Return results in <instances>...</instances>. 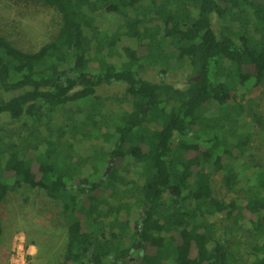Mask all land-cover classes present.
Here are the masks:
<instances>
[{
    "label": "trees",
    "instance_id": "trees-1",
    "mask_svg": "<svg viewBox=\"0 0 264 264\" xmlns=\"http://www.w3.org/2000/svg\"><path fill=\"white\" fill-rule=\"evenodd\" d=\"M43 1L61 16L49 40L24 49L0 34V114L23 129L20 143L0 138V204L23 186L60 201L67 219L63 264H126L137 250L140 264H264V169L223 164L242 156L251 140L239 128L242 105L229 100L236 99L235 84L250 88L264 79V0ZM102 14L120 21L108 30ZM214 14L237 29L222 25L216 32ZM144 63L189 66L185 87L142 77ZM113 81L124 84L129 106L103 114L94 109L97 87ZM72 104L79 107L75 116L64 109ZM57 113L64 117L54 130ZM78 131L110 146L102 147L104 161L93 165L72 139L63 140ZM121 158L140 167L141 181L128 183L113 164L107 178L115 203H108L100 197V167ZM205 163L224 171L229 190L252 172L246 197L214 196ZM123 183L120 203L114 189ZM212 216H245L261 239L242 256Z\"/></svg>",
    "mask_w": 264,
    "mask_h": 264
},
{
    "label": "rangeland",
    "instance_id": "rangeland-1",
    "mask_svg": "<svg viewBox=\"0 0 264 264\" xmlns=\"http://www.w3.org/2000/svg\"><path fill=\"white\" fill-rule=\"evenodd\" d=\"M101 24L111 30L120 18L111 14L98 16ZM213 28L219 32L222 25H230L237 29L235 22L229 23L219 18L216 14L212 17ZM118 24V23H117ZM60 13L53 7L48 6L43 0H0V34L4 35L9 41L24 49H36L49 40L60 28ZM164 70V71H163ZM189 66L177 67L175 65L150 64L144 63L141 69V76L149 79H165L177 87H185L186 76ZM236 99H230L229 103L240 102L237 115H240L239 128L242 131L251 133L250 143L246 146L245 153L235 159H223V164L236 163V167L241 163H257L258 168L264 169V124L258 125L254 120V114H260L264 122V79L257 85L250 88L240 84H235ZM234 85V86H235ZM15 93V92H14ZM8 93L7 95H13ZM125 86L119 81L103 83L97 87L94 109L100 110L103 114H112L127 108L128 103L123 100ZM68 109L70 115L75 116L79 107L75 104ZM215 104L207 106L206 113L213 111ZM70 109V110H69ZM88 108H85L87 112ZM63 111V110H62ZM64 112L63 114L67 113ZM78 113V112H77ZM63 114L57 113L52 128L55 130L63 120ZM83 119H78V124ZM77 124V125H78ZM22 122L10 119L6 113L0 114V138L4 137L12 142H21ZM78 127L85 131V125ZM20 132V133H19ZM55 134L57 132L55 131ZM82 132L75 134L68 132L64 141L72 139L76 146L75 151L81 155H87L90 162L95 165L103 159V148L107 145L102 139L87 140L82 137ZM233 141V140H232ZM103 147V148H102ZM63 151V147L60 149ZM249 157L251 161L249 162ZM115 164L120 169V174L129 180H136L140 183L139 166L134 164L130 158H121L114 163L107 160L103 163L101 173L106 180V189L102 190V198L107 199L108 203H115L111 195V179L108 175ZM204 168L211 174V186L213 195L226 202L232 199L246 197L247 188L253 183V173L250 172V180L243 181L236 190H229L223 184L224 171L216 169L212 164L205 163ZM258 168L252 166V171ZM85 170L90 171L89 165ZM85 171V172H87ZM107 172V173H106ZM1 174V173H0ZM2 175V174H1ZM0 175V176H1ZM108 179V180H107ZM125 186H116L114 198H124ZM113 197V196H112ZM131 212L136 214L137 207L131 208ZM127 210L121 209V217L125 216ZM246 216V215H245ZM244 219L234 220L232 218H222L220 216L208 217L217 227L226 231L228 243L235 247L240 255H244L254 241H260L261 237L249 232L250 223ZM90 223V222H89ZM67 243V219L63 216L60 201L49 198L41 189L23 186L20 189L9 191L4 201L0 204V264H63ZM141 255L138 250L126 264H140ZM106 264H118L108 261ZM168 264H175L171 259Z\"/></svg>",
    "mask_w": 264,
    "mask_h": 264
},
{
    "label": "water",
    "instance_id": "water-1",
    "mask_svg": "<svg viewBox=\"0 0 264 264\" xmlns=\"http://www.w3.org/2000/svg\"><path fill=\"white\" fill-rule=\"evenodd\" d=\"M107 173V172H106Z\"/></svg>",
    "mask_w": 264,
    "mask_h": 264
}]
</instances>
